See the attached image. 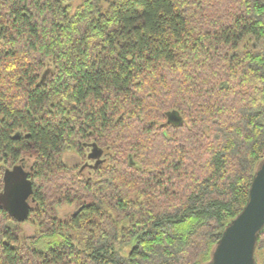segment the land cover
<instances>
[{
  "label": "trees",
  "instance_id": "1",
  "mask_svg": "<svg viewBox=\"0 0 264 264\" xmlns=\"http://www.w3.org/2000/svg\"><path fill=\"white\" fill-rule=\"evenodd\" d=\"M73 2L0 0V192L33 158L37 228L0 208V264L209 263L264 159V0Z\"/></svg>",
  "mask_w": 264,
  "mask_h": 264
},
{
  "label": "water",
  "instance_id": "2",
  "mask_svg": "<svg viewBox=\"0 0 264 264\" xmlns=\"http://www.w3.org/2000/svg\"><path fill=\"white\" fill-rule=\"evenodd\" d=\"M174 119V117H173ZM177 122L180 120L175 118ZM91 148L88 160L97 169L103 164L104 150L97 144ZM25 162L6 169L3 175V190L0 192V208L17 222H26L35 204L34 186ZM88 165V164H87ZM86 165L80 171L85 169ZM264 230V159L258 164L249 191L248 204L224 230L215 246L212 259L207 264H257L256 248L259 235Z\"/></svg>",
  "mask_w": 264,
  "mask_h": 264
},
{
  "label": "rangeland",
  "instance_id": "3",
  "mask_svg": "<svg viewBox=\"0 0 264 264\" xmlns=\"http://www.w3.org/2000/svg\"><path fill=\"white\" fill-rule=\"evenodd\" d=\"M82 0H74L73 2V6L74 9H76L80 4H81ZM89 154V152H88ZM25 159V166H26V170L28 171L29 167L33 164L34 159H30L29 155H26L24 157ZM30 159V160H29ZM103 160H105V162H107V156H103L102 158ZM63 161L65 163V165L67 167L70 168H82L83 166L86 165L85 170L83 171L84 175L86 177H89L92 175V169L89 168L88 165H94V162L88 159H83L77 152L75 151H67L65 152V154L63 155ZM88 164V165H87ZM1 167V165H0ZM134 199V198H133ZM34 205H32L33 207ZM78 211V207L76 205L70 206V205H63L61 207L58 208V218L61 219L63 222L70 220L71 217ZM27 222V221H26ZM24 222V224L22 225V234H21V238H28L31 237L33 235H35V233L37 232V228L35 226H33L31 223H26ZM258 263L262 264L264 262V251H257L255 254ZM256 260V261H257Z\"/></svg>",
  "mask_w": 264,
  "mask_h": 264
},
{
  "label": "flooded vegetation",
  "instance_id": "4",
  "mask_svg": "<svg viewBox=\"0 0 264 264\" xmlns=\"http://www.w3.org/2000/svg\"><path fill=\"white\" fill-rule=\"evenodd\" d=\"M94 162V164H95V161H93Z\"/></svg>",
  "mask_w": 264,
  "mask_h": 264
}]
</instances>
